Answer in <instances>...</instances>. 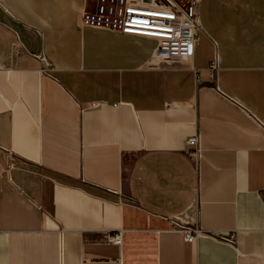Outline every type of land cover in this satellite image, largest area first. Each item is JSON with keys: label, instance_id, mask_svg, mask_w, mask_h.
I'll list each match as a JSON object with an SVG mask.
<instances>
[{"label": "crops", "instance_id": "crops-1", "mask_svg": "<svg viewBox=\"0 0 264 264\" xmlns=\"http://www.w3.org/2000/svg\"><path fill=\"white\" fill-rule=\"evenodd\" d=\"M95 3L0 0V264H264V0H200L191 60L155 68L80 29Z\"/></svg>", "mask_w": 264, "mask_h": 264}, {"label": "built area", "instance_id": "built-area-1", "mask_svg": "<svg viewBox=\"0 0 264 264\" xmlns=\"http://www.w3.org/2000/svg\"><path fill=\"white\" fill-rule=\"evenodd\" d=\"M199 1L189 0L185 6L176 0H96L92 10H84L80 17V29L90 28L114 32L122 35L137 36L156 41V49L149 68L159 63H180L191 60L198 32ZM18 50L15 51L17 53ZM46 63L43 57H39ZM219 67L214 60L209 68L210 76L216 79ZM190 147L189 157L197 164L201 157L200 136L195 135L186 141ZM12 158L8 156L5 173L11 169ZM258 198L264 205V190L258 192ZM177 232L186 243H195L206 235L195 226L178 225ZM232 241L233 237L230 236ZM110 243L121 244V233L114 234Z\"/></svg>", "mask_w": 264, "mask_h": 264}, {"label": "rangeland", "instance_id": "rangeland-1", "mask_svg": "<svg viewBox=\"0 0 264 264\" xmlns=\"http://www.w3.org/2000/svg\"><path fill=\"white\" fill-rule=\"evenodd\" d=\"M180 5L185 6L189 0H176Z\"/></svg>", "mask_w": 264, "mask_h": 264}]
</instances>
